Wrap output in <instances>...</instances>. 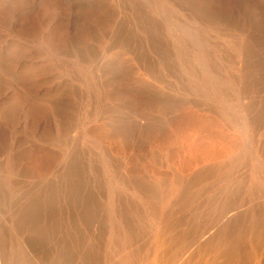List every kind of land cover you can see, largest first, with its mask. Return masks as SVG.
Segmentation results:
<instances>
[{"label": "bare ground", "instance_id": "6f19581e", "mask_svg": "<svg viewBox=\"0 0 264 264\" xmlns=\"http://www.w3.org/2000/svg\"><path fill=\"white\" fill-rule=\"evenodd\" d=\"M188 114L190 139L154 146ZM81 139L115 166L103 231ZM0 240L6 264H264V0H0Z\"/></svg>", "mask_w": 264, "mask_h": 264}, {"label": "rangeland", "instance_id": "374dc122", "mask_svg": "<svg viewBox=\"0 0 264 264\" xmlns=\"http://www.w3.org/2000/svg\"><path fill=\"white\" fill-rule=\"evenodd\" d=\"M196 124H197V121L194 119L193 116L189 114L184 115V116L175 117L171 121L169 127L163 130L160 138H158L155 141L154 146L157 148L165 149V148H169L174 143L179 144V145L184 144L188 139H190L192 134H194V130L198 128L197 127L198 125ZM203 132H204V135L207 134L206 131L203 130ZM94 137L97 140H102L106 142L109 145V149L111 148L110 149L111 154L116 156L117 158L122 155H125V149L123 145L121 144L120 140L115 135L113 134L110 135L109 132H105L103 131V129L101 130L100 128H97L94 132ZM96 139H81L78 142L79 143L78 149L84 151V153L79 152L80 153L79 155L81 156L82 160L84 159V162L89 160V162H86L90 166V171H91V174L89 173V179H90L89 185H91L90 190H92L93 188V191H94L95 189L94 191L95 193H93V191L91 192V194L93 193L92 198H94L92 200H95L94 205L96 208V213L99 218L98 222L100 223L101 231H103L105 230V225H106L105 224L106 223L105 222L106 207H107L106 200H108V197L110 195L109 194L110 189L108 187H109V183L111 182V179L113 178L115 166H113L111 163L109 164L106 162L104 154L102 155V151L100 150L99 143L97 142ZM144 152L145 153L148 152V146L144 148ZM42 153L44 156L42 155ZM42 153L35 152L34 157L35 156H38V157L33 158L32 161L36 162L37 164L35 163L33 164V162H31L32 165L30 164V166L32 169L29 170V173L27 176L28 180L30 181L31 179V181L33 180V182L35 180V183L37 184L41 182L39 184H42L44 187L48 186L47 188L51 190V192H53V195H57L58 187H60L59 186L60 184L58 183L59 181H61V177H60L61 172L59 170L60 169L59 168V158L57 155L55 156L54 154H53V157H51L52 156L51 153H48V155L50 154V156L45 155L47 154L46 152L45 153L42 152ZM128 154H129V157H126L127 158L126 159L127 169H125L128 174L140 175L142 173L141 167L144 166L146 170H148L151 173L156 174L157 176L163 175L161 172H159L158 168L151 165L150 161L147 158H145L142 161L143 162L142 164L141 162L136 160V158L132 156L129 152ZM47 156L50 157L51 159L50 158L49 160L48 158L46 159ZM54 156L56 159L54 158ZM83 156H85V158ZM81 158H80V161L83 162ZM37 159L39 163H41L42 159H46L45 161H48V163L51 161L50 162L51 164H49L50 166L48 164L44 166L45 164L44 163H43L44 165L39 164L37 162ZM53 161L55 162V164L53 163ZM41 165H43V167ZM47 165L49 168H47ZM207 178L208 179H207L206 184L208 185V188L205 191H207L208 195L211 196L210 201L214 203L216 201L217 195L221 192V188L223 184L220 181H218L213 175H209ZM120 184L121 183L117 182L118 187L120 186L119 188H122V184L121 185ZM128 190L129 192L133 193L132 189H128ZM54 191H55V194H54ZM241 196H243V192H241ZM49 200L51 202L54 201L53 205H55L56 203L55 200H65V198L62 197L61 199L60 198L57 199L55 197H51V199L49 198ZM199 201L205 204L207 200H199ZM230 201L231 202L229 203L231 204V208H233L234 209L233 211H235L237 209L236 207L239 206L238 201L237 200H233V201L230 200ZM101 241H104V233L102 235ZM6 250H7V244L3 240H0V264H6L5 256H2V253H1L2 251H6Z\"/></svg>", "mask_w": 264, "mask_h": 264}]
</instances>
